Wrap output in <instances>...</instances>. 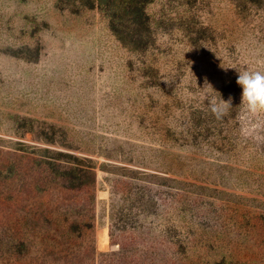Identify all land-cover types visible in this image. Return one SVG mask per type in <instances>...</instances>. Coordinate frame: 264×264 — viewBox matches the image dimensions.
<instances>
[{"label": "rangeland", "instance_id": "1", "mask_svg": "<svg viewBox=\"0 0 264 264\" xmlns=\"http://www.w3.org/2000/svg\"><path fill=\"white\" fill-rule=\"evenodd\" d=\"M247 1L155 0L138 53L87 0H0V264H264V113L237 84L264 72V0ZM209 95L231 97L223 119Z\"/></svg>", "mask_w": 264, "mask_h": 264}, {"label": "trees", "instance_id": "2", "mask_svg": "<svg viewBox=\"0 0 264 264\" xmlns=\"http://www.w3.org/2000/svg\"><path fill=\"white\" fill-rule=\"evenodd\" d=\"M200 1L201 0H186L185 4L191 7H196ZM254 1L257 0H249L247 2L253 3ZM154 2L155 0H87V3H90L91 8L97 6L108 16L110 19V28L119 41L127 48L138 53L148 51L156 40L151 22V15L148 12V6ZM188 32L189 34L191 33V41H193L195 45L199 41L206 42L208 39H213V37L208 36L205 33L203 25H192V27L188 29ZM194 34L196 36H194ZM181 133H179V135ZM175 134L177 136V132H175ZM190 137H192L193 142L198 141L195 136L191 135ZM179 139L181 138H178V140ZM182 139H184V136ZM190 142L191 140H189V143ZM61 155L71 158L78 162V164L83 165L82 163L84 160H81L79 157H74L71 154ZM86 168L91 170L93 166L88 165ZM171 180L182 182L179 179ZM72 187H77V185L72 184ZM76 227L78 226H75V229ZM108 256L109 258H113L114 255Z\"/></svg>", "mask_w": 264, "mask_h": 264}, {"label": "clouds", "instance_id": "3", "mask_svg": "<svg viewBox=\"0 0 264 264\" xmlns=\"http://www.w3.org/2000/svg\"><path fill=\"white\" fill-rule=\"evenodd\" d=\"M237 84L242 87V103L244 111L251 116L264 113V72L254 70H240ZM209 85H205V88ZM208 107L216 119L221 120L232 107L231 97L228 100L206 97Z\"/></svg>", "mask_w": 264, "mask_h": 264}, {"label": "bare ground", "instance_id": "4", "mask_svg": "<svg viewBox=\"0 0 264 264\" xmlns=\"http://www.w3.org/2000/svg\"><path fill=\"white\" fill-rule=\"evenodd\" d=\"M101 243L104 244L105 246L108 244L107 243V238H102L101 239Z\"/></svg>", "mask_w": 264, "mask_h": 264}]
</instances>
